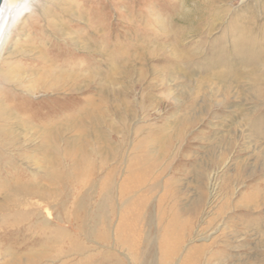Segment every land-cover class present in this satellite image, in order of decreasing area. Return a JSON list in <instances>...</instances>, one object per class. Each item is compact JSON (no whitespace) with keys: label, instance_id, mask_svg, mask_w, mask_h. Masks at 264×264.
Returning <instances> with one entry per match:
<instances>
[{"label":"rangeland","instance_id":"obj_1","mask_svg":"<svg viewBox=\"0 0 264 264\" xmlns=\"http://www.w3.org/2000/svg\"><path fill=\"white\" fill-rule=\"evenodd\" d=\"M7 1L2 17L12 7ZM27 1L30 7L19 19L13 42L0 52V73L21 60L24 65L36 64L35 52H31L36 44L31 42L39 41V32L46 31L42 10L51 6L49 0ZM111 3L100 24L114 25L110 35H119L115 43L123 44L125 54L113 64L97 54L84 60V50L71 48L75 68L86 73L84 66L90 65L96 83L85 91L69 92L65 88L32 97L26 94L30 101L46 105L58 98V109L68 115L78 111L79 101L86 96L97 101V83L102 77L98 72L107 78L106 116L99 127L82 122L81 115L73 128L64 120L60 124L57 160L61 173L66 177L72 172L76 179L68 155L75 149L72 162L77 164L87 152L95 167L92 186L83 188L78 181L67 184L68 189L60 186L56 204L61 206L56 212L54 207L49 209L63 232L54 243H49V230L41 229L30 213L23 221L29 230L21 226L24 236L7 238L9 229L0 215V264H112L108 254L121 250L104 246L92 236L93 221L99 215L100 167L110 157V164L117 165L120 183L133 153L146 158L139 164L141 169L149 160L153 169L142 174L145 184L141 200L125 206L128 226L121 230L126 235L124 256L133 257L134 252L145 250L148 240L153 247L147 260L153 264H165L174 254L179 257L174 256L171 264H264V98L252 91L248 74L254 66L238 65L239 59H234V45L239 39L246 46L251 41L248 34L239 38V31L251 30L263 54L264 0H130L118 7L112 6L115 1ZM150 13L164 19L169 29L162 32L158 24L148 22ZM183 15L188 20H183ZM91 17L97 18L98 14L93 11ZM34 24H39L41 30ZM69 24L79 31L93 30L83 21L72 20ZM168 31L173 38H165ZM146 37L152 41H146ZM44 39L54 43L51 54L64 49L62 39L47 33ZM178 40L180 44H176ZM110 42L111 50L113 39ZM128 45H137L140 51L125 50ZM173 45L185 59L178 54L172 62L163 59ZM218 51L225 56L217 68L213 56ZM78 85L83 88L88 83L82 79ZM124 130L135 141H141L134 152L119 146ZM107 145L117 151L113 158L106 154ZM48 159L53 156L45 157ZM47 170L50 167L29 171L37 178V186L47 184L38 179ZM213 175L217 193L212 197ZM132 178L131 174L129 181ZM46 208L41 218L47 216ZM117 222L115 216L113 229ZM27 242L38 243L27 246ZM126 261L132 264L128 258Z\"/></svg>","mask_w":264,"mask_h":264},{"label":"bare ground","instance_id":"obj_2","mask_svg":"<svg viewBox=\"0 0 264 264\" xmlns=\"http://www.w3.org/2000/svg\"><path fill=\"white\" fill-rule=\"evenodd\" d=\"M6 1L7 0H3L0 9V52L4 47L13 42L14 38H12V36L17 34L16 26L18 25L19 19L30 7L27 0H8L7 3L12 7L9 8L8 15L4 13L2 17L1 14L3 13V8L6 6ZM112 1H115V4L112 6L118 7L130 0H49L48 4L51 7L42 10L46 31L39 32L41 36L39 41L31 42L33 45L34 43L36 44L35 47L31 48V52H35L33 60L36 61V64L28 65L27 63V65H24L21 60L14 68L5 73H0V215L3 216L4 222L9 229L7 231V238L12 239L24 236L21 226L27 229V231L29 230V228L23 225V221L27 220V216H29L30 213L31 215L34 214L36 223L41 229L45 227L49 230V243H54L63 232L57 228L55 222L57 217L53 216L49 209L54 207L56 212L57 206H61L56 204L60 196V186L62 185L64 188L67 184L71 186L70 184L72 181H78L82 187L92 186L93 182L91 181V177L95 167L87 152L84 153L82 159L77 164L72 162V159L75 160V157L72 156L75 149L72 150L73 153H69L68 155L73 170H75L76 179L73 180L74 177L72 172L66 177L61 173V165L57 160L60 156V124L61 121L64 120L69 127L71 126L70 128H73L77 116L81 115L80 119L82 122H87L93 126L96 125L99 127L104 122L106 116V110H103V108L108 99V91L105 86L107 78H104L103 74L98 72V75L102 77L97 83V101L92 96H86L81 99L82 103L79 101L81 106L77 102L80 106L78 111L76 113H69L68 115L62 114L60 109H58V98L50 100L46 105L44 102L34 103L30 101L27 95L28 97L29 95L32 97L37 94L57 92L65 88H67L66 90L69 92H74L76 90L85 91V89L89 88L90 84L92 85V83L95 82L90 65L84 66L86 73H82L80 72L81 70L75 68L77 67L74 63L75 59L71 57L72 53L69 52L71 48L77 47L84 50V60H90L92 55L97 54L101 58L106 57L110 59L113 61V64L116 58L119 60L121 55L125 54L124 51H122L123 44L118 41L115 43L119 35L112 37L110 35L114 31V25L100 24L106 19L104 15L106 14L107 7L112 4ZM93 11L98 14L97 18L91 17V12ZM131 13L132 11L129 12V15ZM150 14L151 15H148V22L158 24L157 26L162 32L164 29H169L164 19H161L160 16L159 18L155 17L154 13ZM183 17V20H188L189 18L187 15H183ZM72 20L83 21L85 26H91L93 30L91 31L89 29L87 31H82L80 29L79 31L77 27L76 29L69 24ZM136 23L139 24L140 22L136 21ZM235 24L237 26L240 25L237 21ZM38 25L39 24H34L37 30L40 31L41 27ZM3 32L4 34L1 35ZM165 32H167V30ZM240 32L241 31L238 32L239 38L243 37L241 35L247 36L248 34L251 37V41L250 44L246 46L240 41L241 38L239 39L234 45L237 53L234 59H239L238 65L254 66L249 69L248 74L252 80V91L257 93L258 97L264 98V89H261V83L264 80L261 78L264 73V51H262L263 54L258 51L261 47H259L260 44L256 39V35H254L251 30ZM46 33L51 34V36H54L57 40L62 39L65 44L64 49H61L57 54H51L53 52L52 47L54 43L53 41L49 42L44 39ZM171 34L168 31L165 38H173L174 36ZM111 39H113L114 43L112 45L113 48L110 50L109 46ZM146 41L151 42L152 39L147 38ZM176 42V44H180V40ZM125 50L140 51V48L137 45H128ZM178 51L179 50L173 45L170 52L164 54L163 59L172 62L170 60L173 59L172 57L175 56V54L177 55L179 53ZM218 52L213 56L215 59L214 64L217 68L223 64L224 60V58H222L224 53ZM178 55H180L178 57L182 58V60L185 59L183 55ZM81 65L82 64L79 63L78 66ZM221 73L223 72L221 71ZM114 74H117V72ZM223 74L221 75L218 73L219 76L221 75L225 78ZM82 79L86 80L88 83V85L83 86V88L78 85V82ZM222 80L223 79L219 78L221 84L224 83ZM116 94L117 93H114L115 96H117ZM44 105H46L47 108H45ZM149 138H151V136H148V139ZM135 139L136 138L130 137L124 130L121 138L118 140L121 150L124 148L127 152H129L128 150L134 152L140 146L141 142L140 140L135 141ZM80 151L82 152L83 150L80 149ZM105 151L107 156L111 154V158H113L112 154L117 155V151L112 146L107 145ZM50 155L53 156V159L45 160V157ZM147 156L150 157L149 154H147ZM109 158L104 159L100 167V169L103 170V176L97 184V196L100 202L98 201L99 215L95 216L92 226L93 239L102 242L104 246H114L118 248V251H122V253L120 251L118 254L116 253L117 251L108 254V262H112V264H127L125 258L131 260L132 264H153L152 260H147L152 256L153 247H151L152 244L148 240L146 249L140 253L139 250L138 252H134L133 257H130L129 254H125V256L123 254V249L126 245V235L123 234V231L128 226V223L124 220L125 206L141 200V189L145 184L142 174L152 171L153 162L152 160L147 161V163L144 164L146 168L141 169L139 164L146 158L133 153V156L127 159L126 176L120 183H117V165H111ZM43 166L50 167V170H47V172L39 176L38 179L44 180L47 184L37 186L34 180L37 178L32 177L29 171L41 169ZM131 174L133 176V181H129V176ZM216 185L213 175L211 176L210 185L212 197L217 193ZM66 188L68 189L69 187ZM50 199H52V204L49 202ZM45 208L47 216L41 218L40 214ZM115 216L118 222L113 229L112 225ZM121 230H123L122 233ZM117 232H119L118 235L116 234ZM37 243L38 242H27L25 244L28 246ZM174 256L177 258L179 257L178 254H174L165 264H171Z\"/></svg>","mask_w":264,"mask_h":264},{"label":"water","instance_id":"obj_3","mask_svg":"<svg viewBox=\"0 0 264 264\" xmlns=\"http://www.w3.org/2000/svg\"><path fill=\"white\" fill-rule=\"evenodd\" d=\"M2 4H3V0H0V9L2 7Z\"/></svg>","mask_w":264,"mask_h":264}]
</instances>
